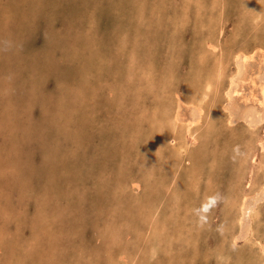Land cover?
<instances>
[{
    "label": "rangeland",
    "instance_id": "rangeland-1",
    "mask_svg": "<svg viewBox=\"0 0 264 264\" xmlns=\"http://www.w3.org/2000/svg\"><path fill=\"white\" fill-rule=\"evenodd\" d=\"M263 51L264 0H0V264H264Z\"/></svg>",
    "mask_w": 264,
    "mask_h": 264
},
{
    "label": "bare ground",
    "instance_id": "bare-ground-1",
    "mask_svg": "<svg viewBox=\"0 0 264 264\" xmlns=\"http://www.w3.org/2000/svg\"><path fill=\"white\" fill-rule=\"evenodd\" d=\"M259 14V13H258ZM258 17H259V15H258ZM237 32V31H236ZM220 33V32H219ZM235 34V33H234ZM236 35V34H235ZM230 40H231V38H229ZM225 42V41H224ZM208 45H210L211 47H212V49L214 48V47H216V45L215 44H212V43H208ZM218 46V45H217ZM255 47V46H254ZM226 48V47H225ZM245 48V47H244ZM242 49V48H241ZM254 49V48H253ZM253 49H252V51L251 52H249V53H243V52H241V53H237V54H235V56L237 57V59L238 60H240V64H242L243 65V62L244 61H248L247 59L248 58H250V57H252L253 56V54H254V51H253ZM229 51V50H228ZM236 51V50H235ZM264 52V51H263ZM214 53V52H213ZM209 58V57H208ZM221 59V58H220ZM211 60V59H210ZM216 63H218V62H216ZM239 64V65H240ZM239 65H237V69H239L240 67H239ZM242 67V66H241ZM223 69V68H222ZM203 70V69H202ZM225 72V71H224ZM238 72H239V70H238ZM212 74V73H211ZM235 75V74H234ZM238 75H237V73H236V76L235 77H237ZM207 81V80H206ZM232 81V83H230V86L226 89V100H228L229 98H231L233 95H234V93L236 92V88H235V85H233V84H235V82H236V79L233 77V79L231 80ZM257 84V83H256ZM205 89H208L209 87H211L210 86V81L208 80L207 82H206V85H205ZM200 91V90H199ZM198 91V92H199ZM205 91V90H204ZM208 91V90H207ZM258 91V90H257ZM198 92H196V93H198ZM200 92H202V91H200ZM199 92V93H200ZM210 92V91H209ZM262 92H264V86L262 87ZM204 94H202V96H203V99L205 98V96L207 95L206 94V92H203ZM225 93V92H224ZM175 94H176V92H175ZM177 94H179V93H177ZM215 94V93H214ZM217 95V94H216ZM199 96V95H198ZM201 96V97H202ZM215 97V96H214ZM223 97V96H222ZM222 97H220L221 99H222ZM197 97H195V99H196ZM177 100H178V102L179 101H183L182 99H180V98H176ZM194 99V98H193ZM225 100V99H224ZM197 102L195 103V105H194V107L196 108V113H197V117H198V119H199V117L201 116V114H202V111L204 110L203 108H202V106H201V104L199 103V102H201V101H203L202 99H197L196 100ZM189 102H192V101H189ZM211 104V103H210ZM192 105V104H191ZM203 105H204V103H203ZM220 106V105H219ZM229 106V105H228ZM179 107V106H178ZM194 107H193V109H194ZM207 107H209V106H207ZM227 107V106H226ZM225 107V108H226ZM212 108V107H211ZM211 108H210V110H211ZM208 110V109H207ZM211 112V111H210ZM169 114V113H168ZM193 115V114H192ZM196 115V114H195ZM179 113H178V111L176 110V118L178 119L179 117ZM194 116V115H193ZM203 116V115H202ZM162 117H164V116H162ZM174 117V118H175ZM196 117V118H197ZM229 117H230V115H229ZM168 118H169V116H168ZM170 118H171V116H170ZM184 118V117H183ZM203 118V117H202ZM173 119V118H172ZM180 119V118H179ZM227 119H229V118H227ZM263 119V118H262ZM157 120V119H156ZM169 120V119H168ZM171 120V119H170ZM230 121V120H229ZM228 121V122H229ZM261 121V120H260ZM161 122V121H160ZM173 122H175V121H173ZM207 122H208V120H207ZM165 123H166V120H165ZM171 123V122H170ZM188 123V122H187ZM212 123V122H211ZM230 123V122H229ZM161 124H164V122H162ZM168 124V123H167ZM174 123H172V125H173ZM180 124V123H179ZM178 124V125H179ZM197 124V123H196ZM169 125V124H168ZM177 126V125H176ZM180 126V125H179ZM183 126V125H182ZM213 126V125H212ZM171 127V126H170ZM192 127V126H191ZM190 127V128H191ZM162 129V128H161ZM172 129V128H171ZM191 130V129H190ZM165 131V130H164ZM185 131V130H184ZM169 132V131H168ZM167 132V133H168ZM195 132V131H194ZM193 132V133H194ZM165 133V132H164ZM187 133H189L190 134V132H187ZM161 134H163V133H161ZM164 135V134H163ZM167 135V134H166ZM168 135H170V134H168ZM167 135V136H168ZM173 135V134H172ZM182 135H183V133H182ZM187 135V134H186ZM161 136V135H160ZM192 137H193V139H195V136L194 135H191ZM161 137H164V136H161ZM174 137H176V135H174ZM179 137V136H178ZM180 138V137H179ZM178 138V139H179ZM184 138V137H183ZM162 140V139H161ZM196 140V139H195ZM170 141V140H169ZM169 141H167V142H169ZM173 141H175V140H173V139H171V143L173 142ZM177 141V140H176ZM163 142V141H162ZM181 142H182V139H181ZM185 142V141H184ZM170 143V142H169ZM167 145V144H166ZM188 145V144H187ZM187 145H184L183 144V146L182 145H179V148H184L185 149V147L187 146ZM188 147V146H187ZM186 147V148H187ZM183 149V150H184ZM189 149V148H188ZM173 151V150H172ZM181 151V150H180ZM179 151V152H180ZM189 152V151H188ZM176 153H178V149H177V152ZM183 153V152H182ZM179 154V153H178ZM177 156V155H176ZM189 156V155H188ZM178 157V156H177ZM184 157V156H183ZM179 158V157H178ZM174 159V158H173ZM176 160H177V158H176ZM180 160V159H179ZM179 160H177V162L179 161ZM189 160V159H188ZM214 160V159H213ZM181 163V162H180ZM176 164V163H175ZM180 165V164H179ZM176 166V165H175ZM175 171V170H174ZM239 172V171H238ZM237 172V173H238ZM175 173H173V175H174ZM176 175V174H175ZM235 190V189H234ZM233 190V191H234ZM236 191V190H235ZM230 195V194H229ZM235 195H236V193H235ZM248 206V205H247ZM256 208V207H255ZM250 210V209H249ZM263 264V263H262Z\"/></svg>",
    "mask_w": 264,
    "mask_h": 264
},
{
    "label": "clouds",
    "instance_id": "clouds-1",
    "mask_svg": "<svg viewBox=\"0 0 264 264\" xmlns=\"http://www.w3.org/2000/svg\"><path fill=\"white\" fill-rule=\"evenodd\" d=\"M218 200V196L214 195L208 197V199L201 204V206L194 210V215L198 217L199 223L203 224L206 222V213L215 205Z\"/></svg>",
    "mask_w": 264,
    "mask_h": 264
}]
</instances>
